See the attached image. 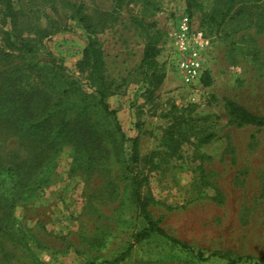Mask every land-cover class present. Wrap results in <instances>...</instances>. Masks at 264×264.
Instances as JSON below:
<instances>
[{
	"label": "rangeland",
	"instance_id": "rangeland-1",
	"mask_svg": "<svg viewBox=\"0 0 264 264\" xmlns=\"http://www.w3.org/2000/svg\"><path fill=\"white\" fill-rule=\"evenodd\" d=\"M13 1L21 38L36 40L40 54L6 46L11 23L0 2V171L21 172L0 174V264H106L129 247L121 264H232L158 234L137 242L148 224L134 177L170 235L204 257L224 251L252 257L237 264H264V127L238 125L225 107L229 98L264 116L261 11L237 16V4L224 20L228 0ZM80 4L103 50L116 119L79 65L91 36L76 18ZM183 12L213 48L194 84L175 65ZM146 32L159 38L166 74L155 91L140 67ZM32 117L40 121L27 131L22 121Z\"/></svg>",
	"mask_w": 264,
	"mask_h": 264
},
{
	"label": "trees",
	"instance_id": "trees-1",
	"mask_svg": "<svg viewBox=\"0 0 264 264\" xmlns=\"http://www.w3.org/2000/svg\"><path fill=\"white\" fill-rule=\"evenodd\" d=\"M123 0H119L121 3ZM0 2L4 5L3 14L8 19H10L11 27L5 32L4 41L6 46L9 49L17 50L21 52H27L30 54H40V47L36 40H26L21 38V33L19 32L20 20H19V11L14 7L13 0H0ZM240 4V7L236 11L237 16H241L243 14H249L251 20L256 12H260L261 18L264 19V0H228L226 9L222 12V18L225 20L232 13L234 7ZM76 18L79 23L83 24V26L88 30L91 36L88 38V43L83 50L82 59L79 62L81 70H86L89 68L90 70V78L92 81L93 87L97 94L100 96V104L104 108V110L115 117L116 119V111L110 109L109 104L107 103V98L109 94H111L108 89V83L106 80L105 72H104V56L102 47L95 36V31L93 29L92 24L90 23L89 17L83 14V5L80 4L76 9ZM146 44L144 47L143 58L141 60V70L143 73L148 76L150 80V85L152 90H157L164 82L166 74L161 70V67L158 65L157 57L160 53V48L158 46L159 38L157 35H151L149 32L145 33ZM48 61V59H46ZM54 66L57 69H61L59 65L54 63ZM225 107L232 117L233 121L238 125H254L259 127H264V116H260L249 110L247 107L242 105L241 103L227 98L225 101ZM0 113V118L4 117ZM43 118V117H42ZM18 120V119H17ZM40 119L32 117L29 121L25 122L24 128L26 130H32L33 128L38 126ZM17 123V122H16ZM18 124H20L18 122ZM120 128V125L118 123ZM176 124L172 125L171 129H169L165 135L163 136L162 142L165 145H170L171 140L175 136ZM25 131V129H24ZM133 141L132 145V160L138 161L140 158V140L139 137H135L131 139ZM61 145L57 143L55 146V155L58 154V151L61 149ZM174 148V147H173ZM175 149V148H174ZM0 174H9L12 175L13 172L21 175L20 168L18 165H8L1 167ZM141 183L139 180L134 177L133 178V196L137 200L140 211L144 216V219L147 222V227H145L140 233L137 234V242L145 240L149 238L152 234H158L162 237L167 238L172 243L179 245L182 249L188 250L193 254L200 257L202 260H208L211 257H219L228 259L230 263L237 264L242 261L252 260L251 256H238L233 257L232 255L224 252V251H213L208 257H204L202 252H196V249L192 247L190 244L177 239L170 235L162 226V219H154L148 210L149 201L141 196L140 193ZM131 254V248L129 247L127 250L119 254L114 260L107 261L106 264H121L125 261ZM93 264V263H92Z\"/></svg>",
	"mask_w": 264,
	"mask_h": 264
},
{
	"label": "built area",
	"instance_id": "built-area-1",
	"mask_svg": "<svg viewBox=\"0 0 264 264\" xmlns=\"http://www.w3.org/2000/svg\"><path fill=\"white\" fill-rule=\"evenodd\" d=\"M172 41L177 71L185 84H194L208 69L213 57L209 37L189 13L183 12L178 17Z\"/></svg>",
	"mask_w": 264,
	"mask_h": 264
}]
</instances>
